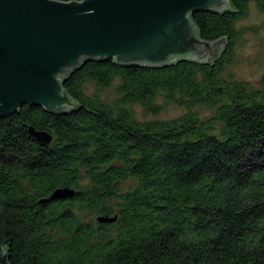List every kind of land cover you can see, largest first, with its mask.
Wrapping results in <instances>:
<instances>
[{"label":"trees","instance_id":"obj_1","mask_svg":"<svg viewBox=\"0 0 264 264\" xmlns=\"http://www.w3.org/2000/svg\"><path fill=\"white\" fill-rule=\"evenodd\" d=\"M230 3L191 14L202 40L225 41L212 63L85 60L62 79L74 110L24 104L0 118L8 264H264V76L256 89L221 77L236 22L250 4L264 11V0ZM115 81V102L87 93V84ZM159 97L186 113L135 119L130 106L156 114ZM199 106L214 114L200 119ZM28 127L47 131L51 142L40 145ZM65 187L73 196L43 201Z\"/></svg>","mask_w":264,"mask_h":264},{"label":"water","instance_id":"obj_2","mask_svg":"<svg viewBox=\"0 0 264 264\" xmlns=\"http://www.w3.org/2000/svg\"><path fill=\"white\" fill-rule=\"evenodd\" d=\"M231 9L230 0H0V118L24 104L51 113L74 110L77 102L62 79L85 60L150 68L212 63L225 41L202 40L191 14ZM28 132L40 145L52 140L47 131ZM73 194L57 188L43 201ZM6 252L0 245V264H8Z\"/></svg>","mask_w":264,"mask_h":264},{"label":"rangeland","instance_id":"obj_3","mask_svg":"<svg viewBox=\"0 0 264 264\" xmlns=\"http://www.w3.org/2000/svg\"><path fill=\"white\" fill-rule=\"evenodd\" d=\"M236 27L240 33L233 47L232 61L224 66L221 77L246 83L252 89L259 88L264 76V11H259L254 4H250L247 17L238 20ZM116 82L105 88L87 84V93L97 94L102 100L115 102ZM156 104H161L160 111L156 114L145 112L139 105H132L129 109L138 121L169 120L186 113V109L172 102L165 104L162 97L156 99ZM193 111L198 113L200 119L209 118L214 114L213 109L202 106L195 107ZM131 184L132 182L127 181L126 186Z\"/></svg>","mask_w":264,"mask_h":264}]
</instances>
